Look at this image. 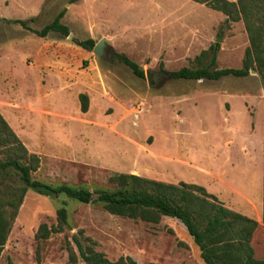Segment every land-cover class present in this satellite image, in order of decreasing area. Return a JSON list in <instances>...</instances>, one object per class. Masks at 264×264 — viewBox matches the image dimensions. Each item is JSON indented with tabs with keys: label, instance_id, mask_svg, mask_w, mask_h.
I'll use <instances>...</instances> for the list:
<instances>
[{
	"label": "rangeland",
	"instance_id": "374dc122",
	"mask_svg": "<svg viewBox=\"0 0 264 264\" xmlns=\"http://www.w3.org/2000/svg\"><path fill=\"white\" fill-rule=\"evenodd\" d=\"M61 9H66L61 23L72 37H38L9 22L24 19L30 29L40 30ZM87 38L95 44L105 39L104 58L75 42ZM214 43L219 68L241 67L249 44L242 21L225 23L222 12L193 0H0V113L27 152L39 157L32 177L91 192L115 190L109 182L114 173L201 185L208 141L224 149L263 148L264 80L255 70L216 81L159 72L160 66L168 71L192 66L193 58ZM120 54L148 70L153 84L145 74L135 76L119 61ZM81 93L88 97L85 112ZM5 157L0 148V159ZM60 206L67 211L64 231L37 241L39 224H55ZM79 230L110 260L199 261L198 247L175 218L155 224L111 214L98 202L29 189L0 264L64 263L66 246H73L71 237ZM251 245L255 257L264 259L260 221Z\"/></svg>",
	"mask_w": 264,
	"mask_h": 264
},
{
	"label": "trees",
	"instance_id": "16d2710c",
	"mask_svg": "<svg viewBox=\"0 0 264 264\" xmlns=\"http://www.w3.org/2000/svg\"><path fill=\"white\" fill-rule=\"evenodd\" d=\"M76 0H70L75 2ZM205 4L225 15V23L242 21L248 37L240 68H219L217 52L219 45L210 44L191 61L192 66L168 71L160 66L159 72L173 79L219 80L225 77L243 78L251 70L259 73L264 80V0H193ZM66 9H61L53 20L40 30L30 29L24 19L10 20L30 30L38 37L50 33L68 36L69 29L61 23ZM34 20V18L29 19ZM83 49L90 50L95 45L91 38L75 40ZM132 73L144 77V70L123 54L118 55ZM80 110L88 108V97L78 95ZM0 148L6 157L0 159V255L6 243L12 223L17 216L27 190L42 194H64L82 203L98 202L114 215L158 223L162 217L179 220L193 243L199 249V259L203 264H264V259L256 258L251 245L252 236L258 222L225 207L214 195L201 185L180 181L176 184L155 181L134 174L114 173L109 182L116 186L113 191L98 189L94 192L86 188L68 184L51 185L34 179L32 173L39 167V157L28 153L23 143L14 133L0 113ZM95 194V198H93ZM261 221L264 226V133H263V198ZM67 226L66 208L56 211V222L52 225L39 224L34 237L37 241L47 239L52 234L61 233ZM66 250L68 257L61 264H136L130 256H120L110 260L96 250L97 243L79 230L71 237ZM179 244L184 245L181 241ZM153 264V263H148Z\"/></svg>",
	"mask_w": 264,
	"mask_h": 264
},
{
	"label": "crops",
	"instance_id": "0c3cea01",
	"mask_svg": "<svg viewBox=\"0 0 264 264\" xmlns=\"http://www.w3.org/2000/svg\"><path fill=\"white\" fill-rule=\"evenodd\" d=\"M236 148L239 149L229 146L224 149L221 144L208 141L200 184L225 207L262 223L263 148L252 150L253 153L242 146ZM236 205H242L248 211L237 209ZM251 207H255L254 213ZM183 242L190 249L189 243ZM199 261H196L197 264H203Z\"/></svg>",
	"mask_w": 264,
	"mask_h": 264
},
{
	"label": "water",
	"instance_id": "95a60500",
	"mask_svg": "<svg viewBox=\"0 0 264 264\" xmlns=\"http://www.w3.org/2000/svg\"><path fill=\"white\" fill-rule=\"evenodd\" d=\"M68 37H72V34L69 33L68 34ZM104 42H105V39L102 38L100 39V41L98 43H96L93 48H92V51L99 57L101 58H104ZM251 72H254V71H251ZM145 73V77L147 79V82L152 85L153 84V79H152V74L146 70L144 71Z\"/></svg>",
	"mask_w": 264,
	"mask_h": 264
}]
</instances>
